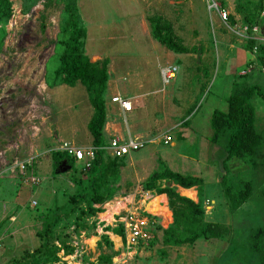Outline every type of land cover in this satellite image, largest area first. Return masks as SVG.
Here are the masks:
<instances>
[{"label":"rangeland","instance_id":"obj_1","mask_svg":"<svg viewBox=\"0 0 264 264\" xmlns=\"http://www.w3.org/2000/svg\"><path fill=\"white\" fill-rule=\"evenodd\" d=\"M218 1L225 4L239 25H245L247 14L258 17L260 0ZM11 2L13 14L0 54V151H6L5 158L0 157V264H10L24 251L39 256L34 252L42 243L38 233L43 216L54 201L64 204L74 187L71 182L74 172L65 164L55 163L54 149L59 140L87 149L89 146H85L92 139L87 125L93 108L84 86L78 83L51 90L45 84V73L52 79L59 66L58 57L53 56V43L59 33L63 4L39 0L25 13L24 0ZM77 13L87 30L85 54L93 62L115 58L127 67L132 64L136 70L133 74L138 73L137 77L124 74L125 78L121 75L120 79L112 75V79L115 83L121 80L122 86L128 85L130 96L144 94V107L136 98L131 103L133 110H138V120L143 122L139 130L147 133L145 139L149 141L133 158L134 162L126 158L121 190L103 206L104 213L94 219L96 230L90 236L94 238L82 244V264H96L101 253H111L113 249L116 253L118 239L105 231V227L115 228L116 223L107 224L103 219L111 220L124 207V198L143 188L149 176L161 168L167 155L164 151L177 152L168 155L170 167L164 166L204 180L206 212H210L212 205L215 210V214H207V220L222 221L232 232L224 241L199 240L193 246L179 248L164 247L159 232L155 234L158 241L141 250L133 264H258L250 243L264 220V146L256 175L249 162H229L230 178L234 181L252 179L253 175L256 180L251 198L232 215L219 185L223 149L209 143L212 115L215 110L227 111V100L235 83L257 85L264 91V68L246 48V41L223 25L215 13H209L206 0H77ZM151 17L171 24L175 34L193 51L175 54L156 42L148 23ZM169 64L177 65L178 72L165 85L160 69ZM142 82L144 88L139 90L137 84ZM110 99L111 95L109 102ZM253 105L256 127L264 130V100L255 98ZM186 117L189 127L171 130ZM116 118L125 127L126 122L130 123L127 117ZM36 129L38 135L34 136ZM165 135L172 137L168 145L161 140ZM172 143L175 147L170 146ZM31 150L42 154L35 159L25 158V153ZM177 154L181 158L172 157ZM28 160L32 161L28 175L43 180L39 186L24 184L19 175L9 170L15 162ZM64 168L67 170L63 172ZM158 222L164 229L172 223L164 217ZM71 235V230L60 233L55 246L61 243L71 246L74 241ZM103 236L112 242V249L105 242L99 246ZM58 258L55 264L65 263L62 252Z\"/></svg>","mask_w":264,"mask_h":264},{"label":"trees","instance_id":"obj_2","mask_svg":"<svg viewBox=\"0 0 264 264\" xmlns=\"http://www.w3.org/2000/svg\"><path fill=\"white\" fill-rule=\"evenodd\" d=\"M39 0H24V12L27 13ZM63 4L60 15L59 33L54 44V55L59 60V66L53 72L52 79L47 78L45 84L53 89L63 85L74 87L78 83L84 86L93 114L88 123V132L92 137L94 159L88 170L76 167V161L64 153L53 152L52 158L57 164H65L74 172L71 179L73 189L64 204L55 202L43 216V222L38 236L42 243L35 249V255L24 251L19 259L10 260V264H55L59 261L58 254L73 253V248L61 243L55 246L59 235L71 230L72 235L85 233L90 238L96 230L98 214L103 213V206L112 201L119 193L121 183V170L125 166L126 158H115L109 155L105 135L106 105L105 95L110 79L108 59L93 62L85 54V40L87 30L77 13V0H55ZM260 0L257 6L259 12L264 9ZM48 4L45 3V8ZM13 14L11 0H0V54L7 36L6 28ZM231 23L234 18L230 16ZM245 24L253 26L260 24L255 15L247 14ZM153 39L167 50L175 54H190L193 49L186 47L183 41L175 34L171 24L161 18H148ZM254 41H247L246 48L253 50ZM258 63L264 68V45L258 46L256 55ZM246 75V74H245ZM255 98L264 100V91L257 85L235 83L231 95L227 100L226 112L215 110L211 118L212 135L209 142L214 148L223 149L220 188L225 200L227 210L234 214L251 198L254 192V175L252 179L230 178L229 162L238 160L249 162L251 169L256 173L261 163V150L264 146V130L256 127V109L253 105ZM182 127H189L185 120ZM256 175V174H255ZM169 183L163 186L162 183ZM176 185L184 189L195 188L198 202L181 196ZM143 189L156 195H166L168 207L172 213V223L166 228L155 226V232L162 233L161 243L164 247L179 248L193 246L199 240H226L231 231L228 224L222 221L207 220L205 207V182L201 177L184 176L176 173L161 161V168L149 176ZM106 232L123 236L124 232L119 225L115 228L105 227ZM158 239H154L153 244ZM102 243L112 249V242L108 237H101ZM251 250L258 259V264H264V220L263 226L256 230L251 238ZM116 255L114 249L111 253H101L96 264H112ZM31 263H27L29 260Z\"/></svg>","mask_w":264,"mask_h":264},{"label":"built area","instance_id":"obj_3","mask_svg":"<svg viewBox=\"0 0 264 264\" xmlns=\"http://www.w3.org/2000/svg\"><path fill=\"white\" fill-rule=\"evenodd\" d=\"M207 8L210 14L215 13L220 22L230 29L237 36L245 41H254L252 53L256 56L259 45H264V9L260 11L258 18L260 24L253 26L239 25L237 23H231L230 12L225 7V4L218 0H206ZM178 72V67L168 66L161 69L162 81L165 85H168L171 80L175 79ZM113 105L117 106L122 117L126 118L128 113L133 111V105L128 98L116 96L111 99ZM164 144L172 142V137L165 135L163 137ZM149 141L142 138H123L117 135H113L106 147V150L112 157L124 158L131 155L134 152H138L148 145ZM16 150L19 146L17 145ZM54 152L64 153L76 161V165L88 170L94 159L93 147L83 149L76 147L74 144L59 140L58 146L54 149ZM6 151H0L1 159L5 158ZM6 164V163H5ZM32 165V161L15 162L9 169L11 173L19 175L25 183L30 184L32 187L39 186L43 180L34 175H28V168ZM158 197L151 191H146L143 188H138L132 196L124 198V207L119 211L117 215L116 225L122 227L124 235L118 236L119 247L116 250V255L112 259V264H133L136 256L141 250L151 245L156 238L155 226L158 224V219L163 217L162 215H156L147 210V204ZM139 198V199H137ZM33 206L36 203L33 202ZM160 206L169 209L166 202H161ZM170 211V209H169ZM171 212V211H170ZM160 226V225H159ZM73 231V228H72ZM84 238V241H82ZM73 253L65 255L64 262L66 264H82L84 256L85 233L80 235H73ZM61 263V264H65Z\"/></svg>","mask_w":264,"mask_h":264},{"label":"crops","instance_id":"obj_4","mask_svg":"<svg viewBox=\"0 0 264 264\" xmlns=\"http://www.w3.org/2000/svg\"><path fill=\"white\" fill-rule=\"evenodd\" d=\"M247 42V41H246ZM103 59H108L109 60V65H108V71H109V75H110V79H109V82H108V87H107V91H106V95H105V105H106V124H105V135H106V137H107V141H108V143H109V141H110V139H111V137L113 136V135H117V136H119V137H123V138H125V139H127V138H129V137H131V138H142V139H144V140H146L145 139V136H146V134L147 133H145V132H141L140 130H139V127L143 124V122L141 121V120H138V118H137V112H138V110L137 111H132L131 113H128L127 115H126V117L128 118V119H130V123H128V122H126L125 124H126V126L127 127H125L121 122H119L118 120H117V116L119 115L120 117H121V119L123 118L122 117V115L120 114V112H119V109H118V107L117 106H115V105H113L112 104V102H111V99L113 98V97H116V96H121V97H125V98H128L130 101L131 100H133V99H139L140 100V102H142V106L144 107L145 105H143L145 102H144V98L142 97L144 94H138V95H131L130 96V94H129V90H130V87L129 88H127L126 86H128V85H124V86H122V85H120V81L121 80H118L116 83H115V81L112 79V75L113 76H119V79H120V77H121V75H123V78H125L124 76L127 74V76H129V77H137L138 76V73L136 72V73H134L133 74V72L134 71H136L135 70V68L133 67V65L132 64H130V66L129 67H127L126 65H124L123 63H119L115 58H109V57H105V58H103ZM99 60H102V59H98L97 61H99ZM168 66H176V67H178L177 65H171V64H169V65H167V66H165V67H168ZM165 67H162L161 69H163V68H165ZM161 69H160V72H161ZM125 74V75H124ZM132 74V75H131ZM246 73L245 72H243V74L242 75H245ZM129 81V80H128ZM127 81V82H128ZM113 84V85H112ZM63 86H65V85H63ZM63 86H60V87H56V88H53V89H51V90H54V89H58V88H61V87H63ZM137 87H138V89L139 90H141V89H143L144 88V84H143V82L142 83H139V84H137ZM146 94H150V92H148V93H146ZM109 95H111V99H110V102H109V100H108V96ZM139 102V103H140ZM146 104V103H145ZM133 105V104H132ZM146 109V108H145ZM119 118V117H118ZM126 118V119H127ZM120 119V118H119ZM187 119V117L184 119L183 118V120H182V122L180 123V124H178V125H175L173 128H171V130H173V129H177V128H179V127H182V124H183V122L185 121ZM90 121V120H89ZM124 122V121H123ZM89 123V122H88ZM190 125V124H189ZM88 126V125H87ZM88 129V128H87ZM171 130H168V131H171ZM38 129H36V131H35V134H34V136H37L38 135ZM168 131H166V132H168ZM91 136V135H90ZM164 137V136H163ZM161 140H163V138L161 139ZM66 141V140H65ZM147 141V140H146ZM210 143V142H209ZM164 145H168V144H164ZM211 145V144H210ZM89 146V147H88ZM171 147H175V145L172 143L171 145H170ZM85 147H88V148H91L92 147V139H91V141H90V144H88V145H86ZM83 149H85V148H83ZM143 150V149H142ZM141 151V150H140ZM140 151H138V152H134V153H132L131 155H129V156H126V157H124V158H129L130 159V161H132V162H134V160H133V158H137V156H138V154H139V152ZM164 153H167V155L165 156V157H163V159H162V162L167 166V167H170L169 166V160L171 159V157H169L171 154L170 153H177V152H175V151H164ZM212 153V152H211ZM42 153H40L39 155H38V153H32V150L31 151H29V152H27V153H25V155H26V157L25 158H28V157H32V158H37V157H39L40 155H41ZM169 155V156H168ZM172 157L173 158H181V156L180 155H176L175 157H174V155H172ZM182 158H184V157H182ZM185 159V158H184ZM131 162V163H132ZM129 164V163H128ZM170 169V168H169ZM122 170H123V168H122ZM121 170V171H122ZM171 170V169H170ZM121 176H122V173H121ZM23 180V179H22ZM121 181H122V179H121ZM23 183L24 184H28V183H25L24 182V180H23ZM30 185V184H29ZM173 186H175L176 188H177V191L179 192V194L181 195V196H184V197H187V196H185L184 195V191H190V190H192L193 191V193H194V198H189V197H187V198H189V199H191V200H193V201H195V202H198V196H197V191H196V189L195 188H191V189H184V188H181V187H179V186H176V185H173ZM160 196H164L165 198H166V203L168 204V201H167V197H166V195H160ZM34 202V201H33ZM205 203H207V201L205 202ZM213 203V202H212ZM32 205H33V203H32ZM38 205V204H37ZM210 212H206V214H211L212 215V213L213 214H215V210H214V205H212V206H210ZM169 210V209H168ZM104 213V212H103ZM119 213V212H118ZM118 213H115V214H113L112 215V218H111V220H107V219H103L104 221H106V223L107 224H110V222H112V221H116L117 220V214ZM237 213V212H236ZM102 213H100V214H98V216H100ZM232 215H234V214H232ZM97 216V217H98ZM171 221H172V213H171ZM170 221V222H171ZM117 226V225H116ZM115 226V227H116ZM71 231H72V229H71ZM113 235V234H112ZM114 237H118V235H113ZM91 238H94V236H92V237H90V238H86L85 237V242H88Z\"/></svg>","mask_w":264,"mask_h":264},{"label":"bare ground","instance_id":"obj_5","mask_svg":"<svg viewBox=\"0 0 264 264\" xmlns=\"http://www.w3.org/2000/svg\"><path fill=\"white\" fill-rule=\"evenodd\" d=\"M185 196L189 198H194V193L192 190L190 191H184L183 192ZM166 202V198L164 196H158L155 199L151 200L146 208L148 211H150L153 214L156 215H162L165 219H167L168 223L171 221V212L166 207H161L160 203ZM119 209V208H118ZM118 211V210H116Z\"/></svg>","mask_w":264,"mask_h":264},{"label":"water","instance_id":"obj_6","mask_svg":"<svg viewBox=\"0 0 264 264\" xmlns=\"http://www.w3.org/2000/svg\"><path fill=\"white\" fill-rule=\"evenodd\" d=\"M68 168H70V167H68ZM66 170H67V169L64 168V169H63V172L66 171Z\"/></svg>","mask_w":264,"mask_h":264}]
</instances>
